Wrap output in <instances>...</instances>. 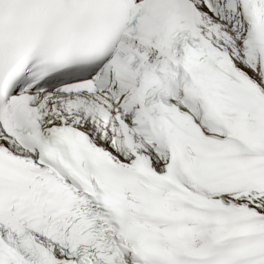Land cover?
<instances>
[{"label": "snow or ice", "instance_id": "obj_1", "mask_svg": "<svg viewBox=\"0 0 264 264\" xmlns=\"http://www.w3.org/2000/svg\"><path fill=\"white\" fill-rule=\"evenodd\" d=\"M0 264H264V0H0Z\"/></svg>", "mask_w": 264, "mask_h": 264}]
</instances>
